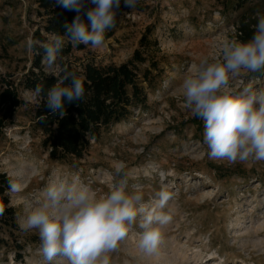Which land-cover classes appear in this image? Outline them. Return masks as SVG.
I'll return each instance as SVG.
<instances>
[{"label":"rangeland","instance_id":"obj_1","mask_svg":"<svg viewBox=\"0 0 264 264\" xmlns=\"http://www.w3.org/2000/svg\"><path fill=\"white\" fill-rule=\"evenodd\" d=\"M36 8V0H0V96L32 66L26 41L43 24ZM257 13L264 14L259 1L236 11L230 0H138L134 9L121 0L113 35L100 47L72 50L66 59L77 68L121 64L151 27L157 42L153 55L163 73L148 94L147 108L115 126L82 160L49 158L40 134L30 129L36 98L18 86L13 93L27 104L15 110L0 104V173L20 185V191L8 192L19 228L53 181L78 177L103 195L126 177L128 191L141 192L146 203L160 190L171 192L164 211L172 220L162 227L158 251L151 256L138 247L137 221L108 254L109 264H264V161L210 159L203 121L183 107L181 87L203 59L220 56L225 41H240L242 22L255 30ZM230 85L237 91L248 85L264 89V72L242 73ZM0 238L7 240V233L0 230ZM19 242L21 258L12 243L0 246V264H47L38 232L23 231ZM52 264L68 261L57 257Z\"/></svg>","mask_w":264,"mask_h":264},{"label":"clouds","instance_id":"obj_2","mask_svg":"<svg viewBox=\"0 0 264 264\" xmlns=\"http://www.w3.org/2000/svg\"><path fill=\"white\" fill-rule=\"evenodd\" d=\"M138 0H123L134 9ZM55 5L76 13L64 24V34L51 33L45 41L29 37L28 50H36L41 64L56 82L45 89L37 84L29 90L34 98L43 97L53 114L64 115L67 103L84 98V81L63 64L65 37L72 47H100L105 33L116 25L121 0H55ZM258 23L247 41L228 40L219 57L203 59L182 81L183 107L203 121V142L208 157L229 164L250 159L264 161V89L251 85L237 91L230 85L242 73L264 72V14L257 13ZM58 74V75H57ZM123 165L117 170L119 176ZM128 179L114 182L108 192L98 195L78 177L50 183L43 198L20 223L25 232H38L41 253L47 264L57 257L68 264H109L108 254L115 251L134 225L141 230L138 247L147 255L156 254L162 240V227L172 216L164 209L172 193L160 190L152 203H146L141 192L128 191ZM12 192L20 185L9 182ZM0 207V215L3 214Z\"/></svg>","mask_w":264,"mask_h":264},{"label":"trees","instance_id":"obj_3","mask_svg":"<svg viewBox=\"0 0 264 264\" xmlns=\"http://www.w3.org/2000/svg\"><path fill=\"white\" fill-rule=\"evenodd\" d=\"M233 9L239 11L248 5L264 0H230ZM36 15L42 25L33 33L32 38L45 41L49 34H64V24L71 23L76 15L55 5V0H36ZM116 26V25H115ZM114 29V28H113ZM113 29L105 33V39L113 35ZM255 30L250 22L238 26L240 41L249 40ZM152 28L148 27L139 41L132 56L121 64L98 66L93 63L83 64L77 68L66 57L72 50L82 51L87 46L72 47L65 37L62 60L58 63L74 71L84 81L85 94L80 101L67 103L64 115L53 114L46 106V100L36 98L31 105L32 123L30 129L41 136V145L55 162H67L69 159L82 160L88 156L94 144L109 134L117 125L128 121L135 111L145 110L148 105V94L152 92L162 75L159 59L152 50L157 49V42L151 38ZM33 62L30 69L20 78L17 86L10 82L11 91L6 90L0 96V104L11 109L21 107L26 102L20 100L17 87L29 91L39 83L47 89L56 82V78L47 72L41 64L40 55L33 49ZM263 72L254 73L259 75ZM58 75V74H57ZM27 104V103H26ZM10 178L0 173V230L7 233L8 239L0 238V246L11 247L18 253L24 245L20 241L23 230L17 224L16 209L10 205L8 192Z\"/></svg>","mask_w":264,"mask_h":264}]
</instances>
